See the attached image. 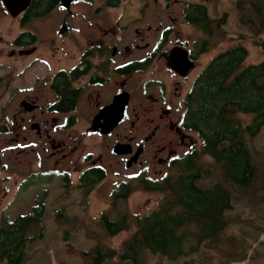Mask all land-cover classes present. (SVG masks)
Listing matches in <instances>:
<instances>
[{
  "label": "flooded vegetation",
  "instance_id": "1",
  "mask_svg": "<svg viewBox=\"0 0 264 264\" xmlns=\"http://www.w3.org/2000/svg\"><path fill=\"white\" fill-rule=\"evenodd\" d=\"M121 2L72 0L64 8L58 1L53 19L46 14L54 7L11 15L17 24L7 55L14 63L0 69V89L11 87L0 105V132L10 135L0 170L23 174L17 191L54 177L84 189L108 173L113 191L133 180L149 184L196 151L190 91L205 65L193 75L209 50V32L205 19H187V12L200 2L144 0L140 14L127 18L112 14ZM14 149L25 164L9 165ZM46 191L34 193L28 212L43 204Z\"/></svg>",
  "mask_w": 264,
  "mask_h": 264
},
{
  "label": "trees",
  "instance_id": "2",
  "mask_svg": "<svg viewBox=\"0 0 264 264\" xmlns=\"http://www.w3.org/2000/svg\"><path fill=\"white\" fill-rule=\"evenodd\" d=\"M58 1L31 0L24 14H44ZM188 7L187 19H196L198 23L205 19L202 26L209 32L206 50L215 47L221 37L223 40L225 33L220 25L225 17H208L203 3H191ZM235 7L238 21L255 37L253 43L264 48V0H236ZM247 54L243 42H233L205 63L192 84L193 111L188 119L199 137L200 154L195 151L179 163L175 174L148 185L165 195L154 209L134 216L136 228L120 250L95 245L82 249V258L93 264L114 256L131 264H148V253L174 259L195 251L205 239L220 238L221 230L229 222L224 211L231 207L233 187L256 186L264 192V163L257 159L251 142L264 125V56L246 62ZM240 113L250 118L245 122ZM201 155L213 159L212 168L200 161ZM204 178L213 180L209 185L199 184ZM131 190V186L122 185L112 192V198L123 200ZM42 202L40 199L30 212L0 223V264H22L26 242L43 235ZM121 212L116 207L102 212L100 223L108 235L127 226V214ZM236 247L243 249L244 257V246Z\"/></svg>",
  "mask_w": 264,
  "mask_h": 264
},
{
  "label": "rangeland",
  "instance_id": "3",
  "mask_svg": "<svg viewBox=\"0 0 264 264\" xmlns=\"http://www.w3.org/2000/svg\"><path fill=\"white\" fill-rule=\"evenodd\" d=\"M121 1V5L112 11L113 15H122L127 18L140 14V7L144 0ZM178 1L203 3L208 17L212 19L225 17L220 25L221 32L225 33L222 35L223 40L221 37V41L215 47L210 48L200 57L201 64L193 72V75L213 54L233 42L239 41L246 45L248 49L246 62L263 58L264 48L253 43L255 37L237 19L236 0ZM1 4L0 69L2 70L7 65L14 63L13 58L7 55V51L12 47L11 39L17 19H12V16ZM177 6L179 3L175 4V7ZM55 7L54 10L46 14V17L53 19L59 15V11ZM149 11L150 9L146 13L147 19H153L150 17ZM184 27L189 29L187 25ZM8 69L10 67L4 69L5 72ZM4 81H6L5 76ZM8 84L11 85V83ZM10 91L11 87L0 89V105L6 102ZM8 103L5 107L12 105L13 99H10ZM239 116L245 122L250 118V115L243 113H240ZM9 135V133L0 132V148L5 144L3 139H7ZM85 140L88 139L85 138ZM251 142L257 159L264 163V125ZM195 146L197 152L195 154H200L199 137H197ZM10 152L12 155L9 158V165L12 163H22L20 165H23L28 160L22 155H17L15 149ZM201 160L212 168L214 161L210 156L201 155ZM175 173L176 171L173 174ZM22 177L23 174H13V172L6 176V171L0 170V223L11 220L16 214L28 212L34 202V193H39L42 187H46L47 190L41 219L43 235L26 242L25 259L22 264H93L90 260L80 256L82 249H88L95 245H108L120 250L123 241L129 238L136 228L134 216L154 209L159 204L161 197L165 195L164 191L148 187L153 182L160 180L151 179L149 184L133 180L130 185L132 187L130 194L123 200L114 201L112 198L114 175L112 173H108L105 178L95 184L87 185L84 189L73 188V184L64 187L61 185L60 179L54 177L50 182L36 186V189L21 188L17 191L16 182L20 181ZM212 180L204 178L198 183L209 185ZM5 187L8 190L6 195L2 193L6 189ZM113 207L119 208L120 213H122L121 211L126 212L128 224L120 231L108 235L100 223V217L102 212L111 210ZM224 216L229 219V222L221 230V236L217 241H212L210 238L205 239L195 251L174 259L161 256L158 253H148V264H264V192L257 190L256 186L247 189L233 187L232 204L229 209L224 211ZM255 228L259 230L253 231ZM257 233L258 236H256ZM236 244L244 246L246 251L244 257H241L243 249L236 247ZM232 251H236L235 254ZM100 264L131 263L114 256L103 260Z\"/></svg>",
  "mask_w": 264,
  "mask_h": 264
},
{
  "label": "water",
  "instance_id": "4",
  "mask_svg": "<svg viewBox=\"0 0 264 264\" xmlns=\"http://www.w3.org/2000/svg\"><path fill=\"white\" fill-rule=\"evenodd\" d=\"M1 1L5 9L8 11V13L12 16H15L20 12H22L23 10H25L31 0H1ZM71 1L72 0H59V5L64 8H68ZM171 52H173L172 57H174L175 49L174 50L172 49ZM175 66H177L176 63ZM188 66L189 64H186L185 68H187ZM120 145L121 143H115L114 148Z\"/></svg>",
  "mask_w": 264,
  "mask_h": 264
}]
</instances>
